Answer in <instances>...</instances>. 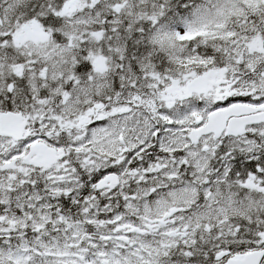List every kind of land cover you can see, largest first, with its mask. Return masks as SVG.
<instances>
[{
  "label": "snow or ice",
  "instance_id": "6c2138e0",
  "mask_svg": "<svg viewBox=\"0 0 264 264\" xmlns=\"http://www.w3.org/2000/svg\"><path fill=\"white\" fill-rule=\"evenodd\" d=\"M0 264H264V0H0Z\"/></svg>",
  "mask_w": 264,
  "mask_h": 264
}]
</instances>
